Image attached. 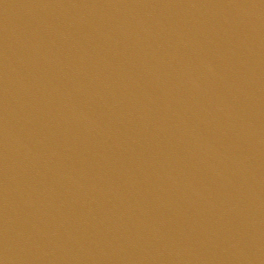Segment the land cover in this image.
Segmentation results:
<instances>
[{"label":"water","instance_id":"95a60500","mask_svg":"<svg viewBox=\"0 0 264 264\" xmlns=\"http://www.w3.org/2000/svg\"><path fill=\"white\" fill-rule=\"evenodd\" d=\"M0 264H264V0H0Z\"/></svg>","mask_w":264,"mask_h":264}]
</instances>
